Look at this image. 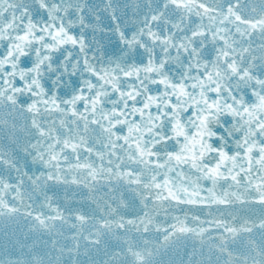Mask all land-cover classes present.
I'll return each instance as SVG.
<instances>
[{
    "label": "snow or ice",
    "instance_id": "obj_1",
    "mask_svg": "<svg viewBox=\"0 0 264 264\" xmlns=\"http://www.w3.org/2000/svg\"><path fill=\"white\" fill-rule=\"evenodd\" d=\"M0 264H264V0H0Z\"/></svg>",
    "mask_w": 264,
    "mask_h": 264
}]
</instances>
